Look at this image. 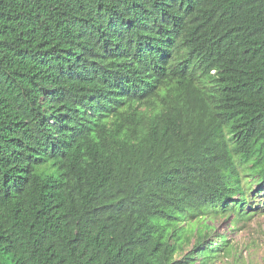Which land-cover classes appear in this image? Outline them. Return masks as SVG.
I'll return each mask as SVG.
<instances>
[{
	"label": "trees",
	"instance_id": "16d2710c",
	"mask_svg": "<svg viewBox=\"0 0 264 264\" xmlns=\"http://www.w3.org/2000/svg\"><path fill=\"white\" fill-rule=\"evenodd\" d=\"M263 188L264 0H0V264H210Z\"/></svg>",
	"mask_w": 264,
	"mask_h": 264
},
{
	"label": "rangeland",
	"instance_id": "374dc122",
	"mask_svg": "<svg viewBox=\"0 0 264 264\" xmlns=\"http://www.w3.org/2000/svg\"><path fill=\"white\" fill-rule=\"evenodd\" d=\"M255 187L257 186L254 184V189ZM262 190V195L249 208L263 211L257 212L253 218L237 222L233 215L228 217L220 215L208 219L207 223L213 226L210 239L216 242L223 234L229 240L227 255H221L222 244H217L215 246L217 249L213 253L219 258L210 264H264V188ZM193 245L194 239L185 245L183 253L179 254L178 258L192 250Z\"/></svg>",
	"mask_w": 264,
	"mask_h": 264
}]
</instances>
